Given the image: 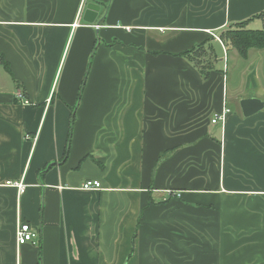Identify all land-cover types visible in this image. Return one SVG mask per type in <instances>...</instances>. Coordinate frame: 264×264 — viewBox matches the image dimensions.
Instances as JSON below:
<instances>
[{"label":"crops","instance_id":"1","mask_svg":"<svg viewBox=\"0 0 264 264\" xmlns=\"http://www.w3.org/2000/svg\"><path fill=\"white\" fill-rule=\"evenodd\" d=\"M82 2L0 0V264H264V50L212 62L264 0Z\"/></svg>","mask_w":264,"mask_h":264},{"label":"trees","instance_id":"2","mask_svg":"<svg viewBox=\"0 0 264 264\" xmlns=\"http://www.w3.org/2000/svg\"><path fill=\"white\" fill-rule=\"evenodd\" d=\"M256 17L264 19V11L248 19L235 21L220 33L222 42H224L226 46L235 48L242 58H247L252 48L264 50V28L250 29L248 27V23ZM206 42L207 41L195 45L192 51L201 50ZM192 51H184L181 55H187Z\"/></svg>","mask_w":264,"mask_h":264},{"label":"built area","instance_id":"3","mask_svg":"<svg viewBox=\"0 0 264 264\" xmlns=\"http://www.w3.org/2000/svg\"><path fill=\"white\" fill-rule=\"evenodd\" d=\"M85 3H86V0H83L79 15L82 14L83 7H85ZM126 28L128 30L131 29L130 26H127ZM212 34L215 36V38H217V40L222 42V39L219 35H216L215 33H212ZM17 97H18V99L22 100L24 103H27V104L30 103V101L28 99H26L21 92L17 93ZM230 113H231V108L228 107L227 104H224L222 109L213 115L211 122L213 124L220 123V124L224 125V123L227 120V117ZM27 137L29 138L30 135H27ZM33 140L35 141V137H33ZM6 183L10 184V185H16L18 187L20 193L25 191V185L23 184L22 181L8 180ZM101 187H102V185H101V182L99 180H91V179L83 182V184L81 186V188L85 189V190H98ZM37 236H38V231L36 229H33L32 226L28 222H24L21 219H18L17 229H16V239H17L18 245H23V244L28 243V242L34 243L35 238ZM16 264H19V263L17 262Z\"/></svg>","mask_w":264,"mask_h":264},{"label":"rangeland","instance_id":"4","mask_svg":"<svg viewBox=\"0 0 264 264\" xmlns=\"http://www.w3.org/2000/svg\"><path fill=\"white\" fill-rule=\"evenodd\" d=\"M249 28L250 29L264 28V20H262V18L256 20L254 23L250 25ZM212 47L216 52L215 59H212V62L216 64L218 63L219 66L221 67V70H224L226 78L228 76V82L227 80H225L226 84H228L229 87L230 85L233 84L240 85L241 73L245 70V69L243 70V67L244 65H246V62L242 60L243 58L238 54V51L233 47L221 45L219 42H215V43L213 42Z\"/></svg>","mask_w":264,"mask_h":264},{"label":"water","instance_id":"5","mask_svg":"<svg viewBox=\"0 0 264 264\" xmlns=\"http://www.w3.org/2000/svg\"><path fill=\"white\" fill-rule=\"evenodd\" d=\"M100 11V5L96 2H88L85 6L83 20L86 22H95L98 13ZM240 106L244 116H250L260 109L264 108V100L258 97L243 98L240 101Z\"/></svg>","mask_w":264,"mask_h":264}]
</instances>
